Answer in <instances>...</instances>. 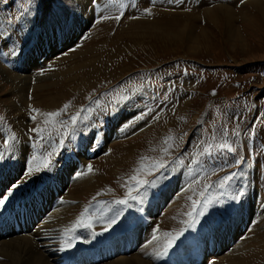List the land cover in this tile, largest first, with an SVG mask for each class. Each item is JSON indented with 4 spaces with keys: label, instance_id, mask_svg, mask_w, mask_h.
I'll return each mask as SVG.
<instances>
[{
    "label": "rangeland",
    "instance_id": "obj_1",
    "mask_svg": "<svg viewBox=\"0 0 264 264\" xmlns=\"http://www.w3.org/2000/svg\"><path fill=\"white\" fill-rule=\"evenodd\" d=\"M121 12L118 20L103 18ZM5 30L0 264H24L30 243L48 264H264V0H0ZM69 101L64 119L81 106L94 109L82 113L88 120L76 126L75 139L70 133L60 148L59 133L41 141L30 131L44 119L33 121L31 108L54 111ZM222 129L237 152L214 148L193 164L202 141ZM34 138L42 149L32 147ZM54 148V168L28 174L32 157ZM141 157H163L168 166L144 174L157 186L143 204L117 205ZM231 172L237 175L224 192L218 180ZM203 183L212 184L211 206L157 258L153 236L162 242L163 233L186 227L189 197L204 199L194 195ZM86 205L92 227L75 228L79 239L62 251L64 229ZM60 212L65 225L51 217Z\"/></svg>",
    "mask_w": 264,
    "mask_h": 264
},
{
    "label": "snow or ice",
    "instance_id": "obj_2",
    "mask_svg": "<svg viewBox=\"0 0 264 264\" xmlns=\"http://www.w3.org/2000/svg\"><path fill=\"white\" fill-rule=\"evenodd\" d=\"M6 2V0H5ZM144 12L151 14L150 8H145ZM123 15V12L120 13V15L111 17V16H105L104 19H120ZM9 36L8 31H0V37L7 38ZM13 55L16 54L15 51L12 52ZM7 55V53H5ZM92 98L89 97V100ZM114 99H117L114 97ZM98 103V102H97ZM71 107V101L68 103H65L63 107L58 108L54 111H47L44 112L39 108H31V112L35 113V115H31V119L33 121L37 120V116H42L44 119L42 121V124H38L36 127H33L30 131L32 133L37 134L39 139L41 141L44 140L45 135H47L49 138H51L52 134L59 133V147L63 148L64 141L68 137V135L71 133L72 138H76L77 128L76 126L82 121V120H88V116L82 115L85 111L91 113L94 111L93 108H87L85 109L83 106L79 110H77L74 114H69L67 119H64V114L68 111V109ZM141 116L136 117V120H139L142 118ZM4 121V117L0 116V122ZM133 124V121H129L128 123L124 124L121 131H124L125 129L129 128ZM240 124L237 123L235 126V129L232 130V135L236 137V143H239V136H240ZM229 130L228 129H222L219 136L216 135L215 132L211 134L209 137V140L211 142H204L205 144L203 151H197L195 154V158L192 160L193 164L199 163V159L203 155H211L212 150L218 149V150H226L228 152H237V147L234 146L233 142L229 140ZM11 140L15 139V134H12L10 137ZM169 140H174V137H166L164 140V144L168 145ZM7 144L8 141H5ZM32 147L36 148H43V144L37 145L35 142V138L32 142ZM170 146L163 147L161 150L164 153L165 156L171 155ZM11 151V149H8ZM58 154L57 149H53L52 151H46L43 155H34L32 159L28 162V168L27 172L28 174H31L33 172H41L44 170L51 171L54 168V163L52 160V156ZM5 157L3 153H0V160H4ZM151 160V164L145 163V161ZM183 163V160L180 161ZM241 160H236L235 164H239ZM168 166V161L165 160L163 157L161 158H149V157H141V163L140 166L135 170V174L130 178L131 181H134V183L128 187V193L125 196L124 199L117 200L115 203L117 205H124L126 207H130L129 201H140L141 204L144 203L145 197L148 195L147 189L149 187L155 188L157 186L156 179L148 180L144 178V174L148 173L151 174L153 172L159 173L161 170L165 169ZM235 167V165H233ZM87 169L89 172L92 171V165L88 164ZM83 175V173H81ZM213 175H215V171L213 172ZM237 175L236 172H231L230 174H225L222 179L218 180V187L219 189L223 190L224 192H228L229 190V184L234 179V177ZM165 177L161 176L160 179H164ZM195 183H199L198 181ZM192 185L189 184V188H191ZM212 187V184L210 183H203L201 186V189L198 192H194V195H199L200 197H203L204 199L198 201L192 197H189L191 200V208L186 212L183 213V215L187 216L188 219L182 220L181 223L184 224L186 227L181 228L179 231H173V232H165L163 233L164 239L162 242H160V238L157 236H153V240H156L157 247L153 249V254L159 258L161 256H164L167 254L169 249L173 246L176 239L183 234V232L186 230V228L193 227L198 221L197 217L203 216L205 212L209 209L211 206L213 200L209 199L206 196V191L208 188ZM143 190V191H141ZM135 193V194H133ZM242 195V193L240 194ZM233 200H237L239 198L238 195H232L231 197ZM5 204L4 199H0V208H3ZM89 207L85 206L83 211L80 213L77 220L74 222L71 228H65L64 229V242L62 243L61 250L63 251L65 247H73V240L79 239L78 236L72 235L74 233L75 228L80 227L81 225L91 228L93 224V218L89 215ZM193 209L195 211H193ZM139 211H143V208H140ZM122 215V210H118L114 216H112L111 219L107 220V227H111V225L115 224L117 219ZM156 231H159V228L156 229ZM95 232H93V235L95 236ZM69 235L72 236L71 239H68Z\"/></svg>",
    "mask_w": 264,
    "mask_h": 264
},
{
    "label": "bare ground",
    "instance_id": "obj_3",
    "mask_svg": "<svg viewBox=\"0 0 264 264\" xmlns=\"http://www.w3.org/2000/svg\"><path fill=\"white\" fill-rule=\"evenodd\" d=\"M9 74H12V73H9ZM182 104V103H181ZM179 108H180V106H179ZM184 110H186V109H184ZM177 111V110H176ZM179 112V111H178ZM181 112V111H180ZM169 121V120H168ZM80 177V176H79ZM38 185V184H37ZM92 185V184H91ZM91 185H89V186H91ZM85 186V185H84ZM76 188V187H75ZM90 188V187H89ZM84 201V200H83ZM77 209V208H76ZM70 210V209H69ZM75 210V209H74ZM67 211V210H66ZM31 212H33V214L35 215L36 214V212H34V211H31ZM80 212V211H79ZM69 215H70V211H68L67 212ZM75 213V212H74ZM31 214V213H30ZM32 214V215H33ZM67 214V215H68ZM66 215V212H60V213H54L51 217H52V219L53 220H62L61 218H63V220L65 219V221L63 222L64 223V225H65V222L67 223V216H65ZM80 215V214H79ZM34 217V216H33ZM76 221V220H75ZM60 223V222H59ZM62 225V224H61ZM58 227V226H57ZM67 227V226H66ZM53 228H54V226H53ZM61 228H62V226H61ZM64 229V228H63ZM53 231H54V229H52ZM51 230V231H52ZM56 231H57V229H56ZM61 231V230H60ZM46 233V232H45ZM53 233V232H52ZM41 234V233H40ZM52 235V234H51ZM43 236V235H42ZM45 236V235H44ZM35 237V236H34ZM50 237H52V236H50ZM41 238V237H40ZM43 238V237H42ZM46 238V237H45ZM220 238V237H219ZM22 239V238H21ZM30 239V238H29ZM29 239H27L28 241H32V240H29ZM32 239V238H31ZM39 239V238H38ZM38 239H37V241H38ZM216 239V238H215ZM20 240V239H19ZM19 240H17V241H19ZM23 240V239H22ZM60 240V239H59ZM57 241H58V239H57ZM35 242V241H34ZM42 242V241H41ZM20 243V242H19ZM22 243V242H21ZM28 243H30V242H28ZM21 245H24V244H21ZM37 245H39V244H37ZM43 245V244H42ZM204 245V244H203ZM200 246V245H199ZM219 246V245H218ZM30 248L29 249H31L30 250V253H29V256L27 257V259L23 262L24 264H48L47 262H46V260L44 259V257L42 256V254H40V253H38L36 250H35V248H33V244H31L30 243V246H29ZM38 247H40V246H38ZM28 248V247H27ZM129 249V248H128ZM39 250V249H38ZM200 250V249H199ZM51 251V250H50ZM48 252V251H47ZM47 258V257H46ZM98 259V258H97ZM143 259V258H142ZM142 259L140 258L139 259V261L141 260L142 261ZM138 261V262H139ZM136 262V261H135ZM144 262V264L146 263L145 262V260L143 261ZM112 264H129V260L127 259H122V260H120L119 262H117V263H114V262H111ZM148 263V262H147ZM135 264V263H134ZM141 264V263H140Z\"/></svg>",
    "mask_w": 264,
    "mask_h": 264
}]
</instances>
